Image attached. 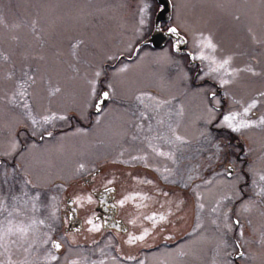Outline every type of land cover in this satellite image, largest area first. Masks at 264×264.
I'll return each mask as SVG.
<instances>
[{
	"label": "rangeland",
	"instance_id": "obj_1",
	"mask_svg": "<svg viewBox=\"0 0 264 264\" xmlns=\"http://www.w3.org/2000/svg\"><path fill=\"white\" fill-rule=\"evenodd\" d=\"M219 3V1L215 0H178L180 20L176 19V14L174 13L175 23L183 22L187 24L191 29V32L188 34L191 36L192 33L203 32L205 35L211 34L215 41L226 44L224 49L217 50L216 55L218 58L232 55L234 57L233 67L243 68L251 64L256 71L262 73L260 77H253L248 73H240L233 84L221 88V93L227 91L236 99L245 101L256 96L258 91L264 90V31L261 34L252 30L250 17L243 23L244 29H248V31L249 29L252 30L251 33L249 32V36L245 34L243 27H241L239 34L230 33L228 30L236 29L240 20L236 21L233 18L229 22L226 21L223 17L222 6ZM134 5L135 0H0V125L5 127V136L7 135V125L9 121L13 120L11 110L13 106L8 103V98L16 91V85L27 79L24 75L26 72L35 77V83L28 89L29 93H31V101L34 106H43L45 96L49 97L48 92L50 88L55 86L64 88V92L54 97L56 100L52 102L57 111H60L62 108H70L74 102H83L87 87L85 78L89 74L90 66L103 61L105 55L122 50L130 42H134ZM241 12L244 11L242 10ZM251 14L258 16L264 15V12H260L257 8H254L249 10L248 15ZM34 22L35 30L33 28ZM253 35L261 42H254L252 39ZM77 39L85 41L77 50L78 61L73 58L70 47ZM165 51L172 57L171 62L157 63L158 58ZM124 54L127 55V53ZM4 57H7V60ZM138 58H140L139 61L129 62L130 71L115 81L119 97L116 99L119 102L118 107L123 108L130 104L129 102L132 97L139 95L141 92H148L146 89L150 85L151 91H162L166 99L175 97L172 100L174 106L183 104L185 115L180 120V125L186 127L189 124L192 126L194 132V135L192 134L191 137L192 144L188 146L194 147L193 169L189 170V174L194 179L191 182L187 179V182L182 183L180 181L182 179L178 178L177 185L169 188L171 192H163L162 189H157V191L162 190L159 196L154 191L156 188L154 189L153 181L149 184L141 183L144 180L137 179L133 189L137 190L135 188L137 184L142 186L141 191L149 190L146 192L144 202L151 203L149 207L152 208H163V212L168 216L175 204L177 211L180 208V204L175 200L174 196L179 195L177 191L186 190L183 189L185 188L183 184L188 183L190 186L188 190L195 188L197 191L201 189V183L205 180L212 181V183L206 185V190L199 192L203 197L201 202L205 205L203 210L194 207L193 210L187 208L183 211H178L179 214L181 213L179 218L187 219L190 217L191 219L188 226L189 230L186 233L189 235L188 239L180 243L172 251L168 250L167 253L153 258L147 264H213L214 260L216 264H223L224 255L222 251L219 255L217 254V244L221 239H224L229 246L228 251H231L230 244L233 242V231L225 235L222 226L221 228H217L213 225L211 221L217 219V216L212 213L211 209L216 206L217 200L228 191L226 186L227 178L224 175L217 174L222 171L224 162L213 161L211 165H209V162L207 163V156L211 155V145L209 142L208 152L203 156V137L200 136L203 126L196 119L198 115L202 114L201 96L198 94L200 90L196 88H200L202 85L206 91L215 90L211 82L216 83L217 86H219V83L212 77H205L209 82H200L198 83L199 85L196 84L198 86L196 88L192 86L193 90L189 94L190 89L186 86L187 81L182 78L186 74V70L182 69L178 56H175L166 49L156 51L145 48ZM116 64L119 65V63ZM70 65H75L79 69L78 74L73 72ZM205 71H207V67L201 63L198 73L203 75ZM9 74L12 75L11 80L7 78ZM73 76L76 77L74 80L71 79ZM45 81H48V83L44 84ZM37 89H39V93L35 95L34 90ZM221 93H218V95H221ZM188 94L192 99V105L190 106V110L187 111L184 100ZM221 99L223 98L221 97ZM146 103L151 105V101H146ZM229 106L232 107V104L228 99V105L225 106L224 104L223 110L226 111L230 108ZM254 111L256 112V116H251L253 119L259 115H264V104L259 105ZM150 121L154 125V128L152 127L153 131L149 133L147 128ZM143 124H145V136L149 134L152 137L164 133L155 120H144ZM209 129L212 137L217 141L222 142L223 138L227 136L231 138L233 144H236L238 141L239 144L241 142L240 145L244 150L251 147L252 152L247 157L249 163L256 162L258 167L264 166V162L258 160L261 151L264 150V131L251 129L241 136L240 134L217 130L212 126ZM89 138L84 133L77 132L76 128L69 129L65 133L63 132L60 135V140L62 143L69 145L54 149L53 146H50L45 150V158L50 167H54L55 170L61 173H64L63 171H65V174L71 173L74 167L78 165V157H75L77 151L74 150V146L91 144ZM232 155L233 153L230 152L229 157ZM79 160L81 162L85 161L83 158H79ZM178 162V164H174V170L176 169L177 172L188 171L184 159H180L178 156ZM207 169L209 171L207 178L202 179L205 177L204 172ZM113 179L114 177L111 178V180ZM66 180L68 179L66 178L64 183ZM116 181H118L121 188L123 184L119 176ZM86 189V186H82L80 188L81 191L76 195V198H81L77 205L83 211V214L86 211H90L91 203L88 202L87 197L91 196L93 199L92 194ZM164 193H168V195L165 196ZM121 200L122 196L118 198V202ZM170 203L171 206L169 205ZM238 203V201H225V206L221 211L233 209L238 212ZM119 205L122 213V206L120 203ZM141 213L139 212V214ZM197 214H199L201 227L196 232H193L198 222ZM229 214L231 215V213ZM148 215L149 212L147 213ZM90 218L93 219L90 215H87L84 227L76 233L79 238L81 236L89 237L97 233V231H89L91 225L87 221ZM253 219L255 226L259 227V222L255 215ZM134 222L140 223L139 221ZM143 222L146 223L145 227L154 226L152 220L145 219ZM217 222L221 223V220L218 219ZM243 223L245 232H249L250 228L247 225V218L243 220ZM44 233L45 229L41 226L37 232L40 240L45 238ZM250 248L253 251L250 254L255 255L256 259L239 260V264H264L256 246ZM73 250L77 252L81 251L91 256L98 254L99 257L97 250L100 249L85 247L79 244V248H73ZM105 250L103 248L99 252L104 253ZM178 250H183L188 254L178 257ZM202 259L207 260L201 262ZM33 260L43 261V259L36 258H33ZM86 260L87 258L81 257L79 261L82 262L81 264H86ZM114 264L138 263L136 260L132 263L118 260Z\"/></svg>",
	"mask_w": 264,
	"mask_h": 264
},
{
	"label": "snow or ice",
	"instance_id": "obj_2",
	"mask_svg": "<svg viewBox=\"0 0 264 264\" xmlns=\"http://www.w3.org/2000/svg\"><path fill=\"white\" fill-rule=\"evenodd\" d=\"M260 3L264 5V0H260ZM169 8L176 14V19L180 20L178 0H135L133 12L135 18L133 28L134 43L130 42L126 48L105 55L103 61L90 66L89 74L85 78L87 87L82 103L74 102L70 108L62 111H53L48 108L43 113L37 114L34 111V105L29 102L31 93L28 91L35 83V77L26 72L24 75L27 79L16 85V91L8 98V103L13 108H20L22 110L23 122L9 121L6 128V136L4 135L5 127L0 125V137H3L0 138V264H36V261L32 259V254L38 247L47 245L49 242H51V248L56 252H59L62 248V244L53 240L47 233L43 234L45 238L42 240L37 236L40 227L47 226L45 220L38 219L35 216V213L39 211L38 202L40 201L41 194L39 191H30L38 189L39 185L34 182L32 173L23 164L14 162L15 158L26 160L36 149L37 144L34 141L30 144L26 143L21 138L26 134H29L31 137L39 136L41 140L44 139L45 135L51 137L53 133L51 131L45 132L46 126H54L56 121H70L74 117L86 120L89 117V108L94 109L97 113L95 123L99 125L101 123V116L105 114L109 102H115L117 99L118 92L115 81L130 71L129 63H123V60H131L133 54L139 57L143 51L140 47L141 44L144 47L158 45L161 39L167 38L170 40L172 52L179 53L182 50L181 46L188 43L185 34L191 32V29L187 24L183 22L166 23ZM156 14L159 15L156 19H153V16ZM233 18L239 21L241 17L234 15ZM33 28L35 30V22ZM251 31L249 29L250 33ZM192 39L194 52H188L187 55L191 60H199L207 67V71L198 77L199 80H204L205 77H212L218 81L220 88H225L233 84L240 73H248L253 77H260L262 75L251 64L243 68L233 67L234 57L232 55L218 58L216 55L218 45L214 42L211 34L205 35L203 32L192 33ZM252 39L254 42H261L256 39L255 35L252 36ZM84 43V40L77 39L70 45L71 54L77 61V50ZM124 53H127V55ZM4 59L7 60V57H4ZM171 60L172 57L165 51L158 58L157 63H167L171 62ZM118 61L121 62L119 65L116 64ZM70 67H72L74 73L78 74L79 69L75 65H70ZM7 78L11 80L12 75L9 74ZM75 78L73 76L71 79L74 80ZM182 78L187 79V74ZM63 92V87L55 86L50 88L48 95L49 97H56ZM198 94L201 96L202 104V114L196 118L203 125L200 136L211 145V155L207 156V160L209 165L213 161L224 162L222 171L217 174L224 175L227 178L226 186L228 191L217 200L216 206L211 209L212 213L217 216V219H213L211 223L217 228H221L222 226L225 235L232 232L234 228L237 233L231 245L232 250L228 251L229 246L227 241L221 239L217 244V254L219 255L221 251L223 252V264H235V261L239 260H255L256 256L249 254L247 248L256 246L262 261H264V166L258 167L256 162L249 163L247 157L252 152L251 147L244 150L239 142L233 144L231 138L227 136L223 138L222 142L217 141L212 137L208 127L212 126L217 130L240 134L241 136L251 129L264 131V115H259L255 119L251 118V116H256L254 110L259 105L264 104V90L258 91L256 96L245 101L236 99L227 91L223 92L222 95L227 97L232 104V107L226 111L223 110L224 101L216 91H206L201 85ZM174 99L175 97L172 99H158L149 92H141L139 95H136L135 100L144 109L139 111L140 120L151 119L152 117L149 116V113L153 111L158 113L164 106L172 105V100ZM146 101H151V105L147 104ZM169 115H175L177 118L175 126H173L171 121L167 124L170 135H156L151 138L145 136L144 139L147 141L152 153L176 164L178 162L177 152L182 151L186 146H190L192 138L180 134L178 131L181 126L180 120L185 115L184 105L179 104L174 113H169ZM156 122L158 125L165 124L163 119ZM135 127L138 132L144 130L142 122L136 123ZM147 131L149 133L153 131L151 124L148 125ZM77 132L83 133L84 129H77ZM137 138V136H133L134 140ZM153 140H162L165 144L172 146L174 150L163 151L158 145L153 144ZM230 152L233 153L231 157H229ZM121 155L123 154L121 153ZM10 159L13 162L10 163ZM132 160L144 162L145 167L149 166L147 156H133ZM258 160L264 162V150L261 151ZM115 162L128 163V161L123 160ZM84 168L85 165L80 164L77 172L83 171ZM155 171L161 172V169L156 168ZM164 172L167 175L162 174L163 179L168 181L173 171L170 168H165ZM193 179L192 175L188 176L189 182ZM170 182L176 183L175 180ZM141 183L151 184L152 181H141ZM204 183L210 184L212 181L205 180ZM17 184H19V195L15 191ZM188 186V183L183 184L185 188ZM193 193L196 196V207L199 210H203L205 205L201 202L203 199L201 193L197 192L195 188L193 189ZM164 195L167 196L168 193H164ZM52 199L55 200V197H52ZM130 199H134V197L126 196L119 203L123 205ZM80 200L81 198L77 197L74 203H79ZM87 200L91 203V196H88ZM225 201H238V212L233 209L222 212L221 209L225 206ZM29 212L32 215H28ZM52 215L55 216V213ZM254 215L259 222V227L255 226ZM245 218H247V225L250 228V231L247 233L245 232L243 223ZM145 219L152 220L155 226L156 214L146 216ZM218 219L221 220V223L217 222ZM166 220V216H159V221ZM197 220L198 222L193 232H196L201 227L199 214H197ZM87 223L91 225L89 231L96 232L100 230V225L94 223L93 219H88ZM147 235L148 230L145 229L139 236H130L127 243L133 244L137 241H143ZM187 254L183 250L177 251L178 257H183ZM43 259L44 264H53V262H57L58 264L60 258L58 255L53 254L52 251H49ZM129 259L134 258L129 257ZM65 260L66 264H80L78 260H67V258ZM140 264H143V262L141 261ZM213 264H216L215 260Z\"/></svg>",
	"mask_w": 264,
	"mask_h": 264
},
{
	"label": "flooded vegetation",
	"instance_id": "obj_3",
	"mask_svg": "<svg viewBox=\"0 0 264 264\" xmlns=\"http://www.w3.org/2000/svg\"><path fill=\"white\" fill-rule=\"evenodd\" d=\"M215 1L220 2L219 4H221L223 10V17L226 21L229 22L231 19H233L234 15H239L241 17L237 28L228 30L230 33L239 34L241 32V27H243V29L245 28L243 23L250 17L253 27L251 29L256 33L260 32L261 34L264 31V15H248L249 10L254 8H257L260 12H264V5L260 3V0ZM242 10L245 12V14L244 12H241ZM155 16H153V19H155ZM174 17V12L170 8V15L166 19V23H175ZM244 32L249 36L250 33L248 29H244ZM185 38L188 40V43L181 46L182 50L179 53L172 52L170 48V40L167 38L164 39L163 43L160 45H148L147 47H144V45L141 44L140 47L142 49L147 48L149 50L156 51L166 49L169 52H172L175 56H178L181 61L182 69L186 70L188 77L186 79V86L188 89H190V94L193 90V87H198L196 84L208 80L206 78L204 80L198 79L200 76L198 71L200 70L201 62L199 60L193 61L187 55L188 52H194L193 39L188 33L185 34ZM214 42L217 43L218 49L220 50L224 49L226 45L220 41L214 40ZM136 60L139 61L140 58L133 54L131 60L125 59L122 62L129 63ZM116 63L121 62L118 61ZM45 83H48V81H45L44 84ZM211 84L218 93H221L222 89L220 86H217L216 83L212 82ZM150 88L151 85L148 86V89H146L149 93H152L158 99H166L163 96L164 93L162 91H151ZM196 89L200 90V88ZM34 91L35 95L39 93V89ZM189 94L184 100L185 105L187 106V111L190 110V106L192 105V99L190 98ZM221 97L223 98L222 100L224 101L225 106H227L228 98L226 97L227 99L225 100V97L222 95V93ZM117 98L119 97L117 96ZM53 100L56 99H54V97L49 98L45 96L43 106H34L35 113H43L45 109L48 108L53 111H57V109L52 104ZM29 102L33 104L31 101V96L29 97ZM129 103L130 104L127 106L119 108L118 101L109 102L105 114L101 116V123L99 125L95 123L97 113L94 111V109L89 108V117L86 120L74 117L70 121H56L54 126H46L45 132L51 131L53 133L51 137L45 135L44 139L41 140L39 136L31 137L29 134H26L21 138L29 144L34 141L37 144V147L26 160L15 158L14 162L17 164H23L32 173V178L34 182L39 185V187L38 189H32L30 191H39L41 194L40 201L38 202L39 211L35 213V216L38 219L45 220V224L47 225L43 226L45 233L51 236L53 240H56L62 244V248L59 252H56L51 248V242H49L47 245H42L38 247L37 250L32 254V259H43L49 251H52L53 254L58 255L60 258L58 264H66L65 258H67V260L79 261L81 257H84V259L87 258L86 264H93L91 262L94 260V264H101V262H103V264H114L118 260L124 262L127 261L130 263L135 262L136 260L138 264H140L141 261L143 264H147L153 258H157L158 255L160 256L163 253H167L168 250L172 251L180 243L188 239L189 235L186 233L189 230L188 226L190 225L191 219L190 217L187 219L179 218L181 213L179 214L178 211H183L187 208H191V210H193L194 207H196V196L194 195L193 190H188L190 186L183 188L186 190L177 191L179 195L174 196V198L180 204V208L177 211L175 204L168 216L163 212V208L154 207V209L149 207L151 203L144 202L146 192L149 190L141 191L142 186L137 184L135 185L137 190L133 188L134 184L137 182V179H142L144 181L151 180L154 183V189L156 188L154 191L157 192L156 194L159 196L162 190L163 192H171L169 188L172 186L175 187L177 185L176 183H171L170 181L175 180L178 182L177 179L181 178L182 180L180 181L182 183L187 182L188 176L190 175L189 170L193 169L194 147L186 146L182 151L177 152V158L179 156L180 159L185 160V164L187 166L186 169H188V171L185 170L177 172L176 169L174 170V164L172 161L156 156L148 147L147 141L144 139L145 124L144 130L142 132H138L135 127L136 123L144 122L141 121L139 117V111L144 110L143 107L135 100V96L130 99ZM177 106H174L173 104L170 106L166 105L161 108L158 113L155 111L150 113L149 116L152 117L150 120H155L156 122L157 120L163 119L165 121V124L159 125L164 131V133H161V135H170L167 124L171 121L173 125H175L177 118L175 115L170 116L169 113H174ZM11 110L14 122H23L21 115L22 110L20 108L13 107ZM62 110L65 109L62 108L60 111ZM150 124L154 128V125L151 121ZM208 127L210 128V126ZM72 128H82L84 129L83 133L86 135V137L93 138H89L91 144H86L85 146H74V150L77 151L75 157H78V165L74 167L71 173L65 174V171H63L64 173H61L55 170L54 167H50V164L45 158V150L50 146H53L54 149L56 147H64L69 145L62 143L60 140V135ZM181 131L182 133L180 134L187 135L190 138L192 137V134L194 135L192 126L189 124L186 127L180 126L179 132ZM133 136H137L138 138L134 140ZM148 137L151 138L149 134ZM152 142L153 144L158 145L163 151L174 150L172 146L165 144L162 140H154ZM202 143L204 156L208 152V141L203 138ZM182 152L184 153L180 154ZM121 153L123 155H121ZM140 155L147 156V163L149 165L148 167L144 166V162L132 160L133 156ZM79 158H83L85 161L81 162ZM120 160L128 161V163H114V161ZM9 162L11 163L13 161L10 159ZM178 163L179 162H177V164ZM80 164H84L85 168L83 171L77 172V168ZM156 168L161 169V172H156ZM165 168H170L173 171V174L169 177L168 181L163 179V175H167V173L164 172ZM208 169L205 170V177L202 179L207 178L209 172ZM118 176L122 180L123 186L121 188L119 187L118 181H116ZM112 177H114L113 180H111ZM66 178L68 180H66L64 183ZM110 180L111 183H109ZM206 185L207 184L204 182L201 183V189L197 191L200 192L206 190ZM82 186H86V190H88L93 196L92 202L90 204V211H86L84 214L83 211L80 210V207L77 205V203H74L76 200V195L81 191L80 188H82ZM166 187L168 188L166 189ZM157 189L162 190L157 191ZM15 191L17 195L20 194L19 184H17ZM100 193L103 194L107 200H112L113 204H115V216L122 219V227L124 228V231L118 230L114 227L103 226L101 219L103 213L102 208H108L109 205L99 204L98 194ZM120 196H122V200L126 196L134 197V199H130L125 204L121 205L122 213L120 211V205L118 202V198ZM52 197H55V200H53ZM169 205L171 206V203ZM73 207L76 209L77 216L81 218L83 227L86 223L85 219L87 215H90L93 218V222L100 225V230L97 231L96 234L90 235L89 237L81 236V238H79L76 233L79 232L83 227L80 230H73L69 227L70 221L73 220L71 213V210L74 209ZM139 212L142 213L139 214ZM148 212V216L156 214L157 221L155 222V226L150 225L149 227H145L146 223L143 221L145 220ZM53 213H55V216L52 215ZM28 215H32V213L29 212ZM160 215L166 216L167 220L159 221ZM133 221H139L140 223H135ZM145 229L148 230V235L143 241H137L133 244L127 243L130 236H139L144 232ZM236 234L237 233L234 228L232 241L236 237ZM79 244L85 247L87 246L100 250L104 248L106 250L104 253H101L99 252L100 250H97L99 257L98 254L91 256L90 254L73 250V248H79ZM231 245L232 244H230V247ZM247 252L249 254L253 253L250 247L247 248ZM129 257H133L134 259H129ZM206 260L202 259L201 262ZM81 263L82 262H80V264ZM36 264H44V259L42 262L36 261ZM53 264H57V262H53ZM235 264H239V261H235Z\"/></svg>",
	"mask_w": 264,
	"mask_h": 264
},
{
	"label": "water",
	"instance_id": "obj_4",
	"mask_svg": "<svg viewBox=\"0 0 264 264\" xmlns=\"http://www.w3.org/2000/svg\"><path fill=\"white\" fill-rule=\"evenodd\" d=\"M159 14H156L155 19L157 18ZM170 15V8L167 12V17H169ZM166 39V38H165ZM164 41V39H161L159 44H162ZM99 197V204H105V205H109V207L107 208H102V224L104 227H114L118 230H122L124 231V228L122 227V219L121 218H117L115 216L116 213V206L115 204H113L112 200H107L106 197L103 194H98ZM74 208V207H73ZM72 213V217L73 220L70 221V228H72L73 230H80L83 226L82 220L80 217L77 216L76 213V209L74 208L73 210H71Z\"/></svg>",
	"mask_w": 264,
	"mask_h": 264
}]
</instances>
